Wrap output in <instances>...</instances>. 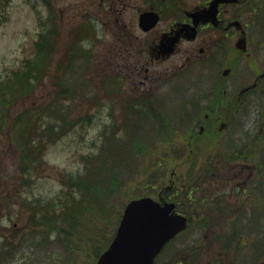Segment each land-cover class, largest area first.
<instances>
[{
    "label": "rangeland",
    "instance_id": "374dc122",
    "mask_svg": "<svg viewBox=\"0 0 264 264\" xmlns=\"http://www.w3.org/2000/svg\"><path fill=\"white\" fill-rule=\"evenodd\" d=\"M42 1L0 0V79L5 78L7 75L11 76L27 58L34 57V44L41 32L39 17L44 19L46 14V8ZM202 1L184 0L188 7H192ZM83 2L90 3V0H53V7L58 14L60 27H63L62 30L66 34L67 28L75 20H81L80 15L86 7L83 6L85 5ZM138 2L142 5L141 0ZM62 11L63 15H61ZM72 14H78V18L72 17ZM249 21H251V24L249 23L251 27L256 29V31L253 30V41L259 40L264 45V22L260 20L259 23L255 24L254 15L251 16ZM255 25H260V27H255ZM63 31L60 39L59 37L57 38L60 44H57L58 48H56L55 59L52 64V74L41 83H37L39 86L37 87L36 85V90L29 96V100L26 103L20 107L15 106L11 112L12 117L15 118L24 113L26 109H33L32 113H34V116H31L32 120H37L36 115L42 113L43 121L44 118L52 119V125L56 122L60 128L58 134L62 139L58 140L56 144L50 145L46 155L44 152L43 160L46 165L39 172L35 183H32L30 188H26L20 185L19 181H15V178H17L16 168L19 165L18 156L12 149L9 136L6 134L0 135V264H96L98 255L108 248L109 243L114 238L125 205L132 199L145 197L146 195L156 198L160 191L167 188V186H171V180L174 178L171 177L173 173H176L175 178L178 188L186 191L184 198H187L190 194V197L194 198V200L205 199V196L213 195L214 191L218 195L213 197L211 202L207 204V208L204 205L199 206L197 209L196 207L191 208V226L188 231L180 235L171 245L166 261H173L174 264H191L190 262L193 259L195 264H254L249 260V256L252 254L251 244L254 241L257 242L259 238L264 239V231L259 233L256 229L254 233H246L249 230L247 227L252 228L259 224L257 221L253 224L247 223V226L241 224L236 226L240 213L246 210L241 202L246 200V202L250 203L254 199V196L251 195L253 187L248 189V183L244 185L248 179L239 181V178L244 170L243 163H247L249 168H252L253 165V169V163L258 168L264 167V163H262L264 162V142L259 147L261 156L256 157L253 163L252 161H226V163H231H228V171L226 170V172H230L231 177L228 178L230 182L221 185L216 184L215 180H213L211 184L206 185V180H198L199 173L202 170L209 173L207 166L210 164L216 166L221 164L224 161V155H212L210 161L207 162L209 157L208 150L203 148L194 154L193 149L188 148L185 156L180 159L183 163L176 166L173 159L180 156L176 155L177 151L175 154L172 151L173 145L159 143L169 138L173 140L174 135L163 136L160 123L157 120L154 121V118L143 117L140 120L133 121L128 129L129 136L124 140L130 146L129 151L124 152L119 157L109 156L111 167L119 173L118 179L120 181L117 189L112 184L111 173L108 174L109 169L107 167L105 177L99 180V186H101L103 193L98 186L94 188L97 196L102 193V200L112 204H108L105 207L106 215H108L107 212L114 205L112 221L106 229L99 221L102 214L98 208L91 211V213L86 212V224L83 222V225H79L72 230V235L70 236H65L63 232L58 233L57 230L52 232V230L44 226L41 227L39 224L35 225L33 223L32 216L34 213L37 214L39 222L42 219L40 216H43L41 207L34 201L42 198V200H45L42 204L48 203L49 200L58 196L62 191L61 178L64 175L84 171L82 157L89 152L98 153L100 151L103 139H100L99 134L102 132L103 124L111 122V119H106L104 115L105 109L103 108L101 93L102 79L99 76L100 66L98 60L93 59L94 63L91 68L84 73L82 66L87 63V60L84 61L81 58L83 56L81 54H79L77 59L79 63H77L74 73H71L65 79L66 86L72 85L80 88L83 74L89 84L82 90L83 92L80 93L78 98L65 104L66 106L61 113L59 112L60 107L52 109L54 107L52 103L56 97L54 94H57L58 91L61 92L62 80L61 73L54 72V66L69 41L67 40L68 35L63 37ZM136 32H139V30ZM89 47V45H86L85 49ZM262 52H260L261 56L259 55L260 57H258V63L264 66V53ZM221 60V57H218V61ZM241 65L236 77L232 79L237 81L238 85L243 84L242 81L248 79L243 76L248 74V63L244 62ZM183 89L184 84H176L171 89L168 103H166L168 111L175 114L176 110L182 106L185 98ZM238 91L236 87L231 90L233 95L237 94ZM92 99H95L98 103L91 102ZM41 109L44 111L41 112ZM36 110L39 112H36ZM62 116H64V119H59ZM88 117H91L90 120L87 119ZM116 119L118 120L119 117ZM235 119L236 117L232 121L234 122ZM124 120H122V123ZM236 120L235 128L225 135L224 138V146L227 153L231 151L233 144H242V140L246 139L248 131H252L251 135L253 137L258 138L260 136L261 140L264 139V132L262 134L260 130L264 124V97L253 98L250 106ZM128 122L126 119L122 124V130ZM241 125L245 126L242 129L244 131L238 133V127H241ZM63 126L65 128H62ZM44 129L45 127H43V132ZM156 129L160 130L162 136L155 132ZM50 132L46 133L50 134ZM29 135L30 133L27 137ZM181 135L182 133H180ZM180 136L177 135L175 137L177 139L174 143L175 145H182ZM138 141L142 146H145L144 150L147 151V155L144 157L131 149V145ZM257 144L258 141L256 142ZM218 150L223 153L220 148L214 149L213 154ZM184 158L185 160H183ZM194 160H197V162H194ZM158 163L163 168L164 181L161 179L157 180L159 178L158 172H160ZM193 163L196 165L193 170V176L199 170L196 175L198 177L194 176L193 183L197 184L200 181V188L204 186L208 191L207 194L200 190L196 191V184L189 186L188 181L190 180L189 176ZM129 167L133 168L131 172ZM250 172L251 169H247L244 174L247 175ZM226 174L229 175V173ZM231 178L234 179L232 180ZM102 180L103 184L101 183ZM235 182L236 185L238 183L241 185L238 189L235 186ZM262 185L261 195L264 197V182ZM153 186L154 188H152ZM79 198L80 195L77 199ZM114 198L115 201L112 203L111 201ZM261 202V205H263L264 200ZM27 203L28 208H26ZM228 205L234 210H228ZM263 214L264 208L261 206L255 215L257 219L250 218L258 220L264 226ZM261 215L263 216L260 217ZM88 220L93 226L92 229L88 225ZM205 221H207V224H205ZM212 222L217 227L215 228L216 233L211 236V231H208L209 228H206V226H209ZM222 230L228 231L229 235L235 236L238 240L243 235L244 245L241 246L243 251L237 245L231 250H225L220 242L214 241L220 236ZM10 231L13 232V236L6 237L5 235ZM255 246L260 248L262 244L257 242ZM10 249L11 251L9 252ZM254 253L253 257H257L258 249ZM199 254H201L200 257ZM163 260L161 259L160 262Z\"/></svg>",
    "mask_w": 264,
    "mask_h": 264
},
{
    "label": "flooded vegetation",
    "instance_id": "af4514ba",
    "mask_svg": "<svg viewBox=\"0 0 264 264\" xmlns=\"http://www.w3.org/2000/svg\"><path fill=\"white\" fill-rule=\"evenodd\" d=\"M138 1L83 2L86 7L80 15L81 20L74 21L75 24L83 23L87 13L98 28L97 60L107 118L113 113L118 120L127 114L134 119L163 120V113L168 116L169 88L184 84L187 108L180 111V117L189 125L187 143L202 142L205 135L213 146L222 143L225 135L235 128L236 122L232 119L239 118L253 98L259 99V94H264L263 71L256 74L254 85L239 89L233 98L228 97L234 88L231 79L241 68V63L247 62L249 71L253 64L260 69L264 67L258 63L264 45L259 40L253 41L252 34L256 29L249 21L252 15L255 20L263 16L264 0H231L220 4L216 16L218 25L211 19L208 23L198 21L195 30L190 13L210 7L213 0H203L192 7L186 6L184 0H141L142 5ZM149 11L159 15L156 26L149 31L136 32L140 13ZM72 17L78 18V14H72ZM236 22L240 24H234ZM218 57L222 60L218 61ZM244 127H238V133L244 131ZM247 134L251 136L252 131ZM248 150L236 157L248 159L254 152L252 148ZM242 165L244 170L239 181L248 179L244 185L248 183V189H251L256 174L247 163ZM247 169L251 172L246 175ZM235 186L241 185L235 182ZM242 203L246 204V200ZM166 251L157 259V262L164 259L160 264H168Z\"/></svg>",
    "mask_w": 264,
    "mask_h": 264
},
{
    "label": "trees",
    "instance_id": "16d2710c",
    "mask_svg": "<svg viewBox=\"0 0 264 264\" xmlns=\"http://www.w3.org/2000/svg\"><path fill=\"white\" fill-rule=\"evenodd\" d=\"M59 34L57 30L46 31V33L42 34L36 45L38 52L36 59L26 60L25 64L14 71L11 77L6 76L3 80H0V135L6 134L9 136L12 149L17 153L19 163L16 168L17 178H15V181H19V184L26 188H30L32 183H35L39 172L46 165L43 157L44 152L46 153L47 151V147L50 144H56L61 139L58 133L52 135L46 132H55V130H59L60 128L52 125V119L44 118L43 121L41 117L42 113L36 115L37 120H32L31 116H34V113H32L33 109H26L24 113L15 118L12 117L11 112L15 106L20 107L26 103L29 100V96L36 90L37 83L44 81L50 74L49 70L52 67V61L56 54ZM89 53L87 52L86 55H89ZM79 54V51L74 53L75 56ZM68 56L69 54L67 53L61 56L58 68L65 64ZM60 71L64 73L66 65ZM61 84L62 86L66 85L63 82ZM60 95L54 98L52 103L54 107L52 109L64 107L66 102L79 96L75 92H71V89L66 86L61 89ZM43 111L41 109V112ZM62 111L63 108L59 110L60 113ZM36 112L39 111L36 110ZM59 119H64V116ZM33 121L35 122L32 123ZM44 125L46 127L43 132ZM29 133L30 135L27 137ZM100 136L103 139L100 151L98 153L89 152L84 155L82 157L84 171L76 175H68L65 180L66 185L69 186V190L64 199L60 198V205L58 207L54 202L50 203V206L49 202L42 204V200L34 201L41 207L43 213V216H40L42 217L40 222L37 220V214L34 213L32 221L35 225L39 224L41 227L44 226L49 230L54 229L58 233L63 232L65 236H70L72 235V230L79 225H83V222L86 224V212L91 213L96 208L100 209L102 216H100L99 221L104 225V228L106 229L111 223L114 205L107 212L109 215H106L105 207L108 204H112L102 200L103 191L101 190V186H99V180L105 177L107 167L109 169L108 174L111 173L112 184L117 189L120 181L118 179L119 173L111 167L109 156H122L124 152L129 151L130 146H128L127 141H124L125 139H119L114 136V133L109 136L104 131ZM144 147L139 141L131 145V149L142 157L147 155ZM131 169L133 168L129 167L130 172ZM158 175H163V170L160 169ZM101 183L103 184V180ZM96 186L102 191L100 196H97L96 192H94ZM77 193H81L79 199H77ZM28 207L27 203L26 208ZM88 225L92 229L93 226L90 224V220H88ZM249 229L248 233H254L257 228L252 227ZM258 231H264V226L257 229ZM259 242L262 244V247L258 248L257 261L264 262V239L259 238Z\"/></svg>",
    "mask_w": 264,
    "mask_h": 264
},
{
    "label": "water",
    "instance_id": "95a60500",
    "mask_svg": "<svg viewBox=\"0 0 264 264\" xmlns=\"http://www.w3.org/2000/svg\"><path fill=\"white\" fill-rule=\"evenodd\" d=\"M145 17L140 20L142 26L152 22ZM174 209V204L162 205L150 197L130 202L111 247L97 264H153L167 242L187 228V218Z\"/></svg>",
    "mask_w": 264,
    "mask_h": 264
}]
</instances>
